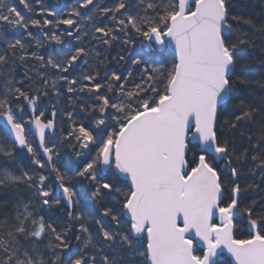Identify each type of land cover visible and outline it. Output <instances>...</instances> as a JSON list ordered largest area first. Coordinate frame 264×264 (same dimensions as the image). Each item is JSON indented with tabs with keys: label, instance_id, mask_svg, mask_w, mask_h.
<instances>
[{
	"label": "snow or ice",
	"instance_id": "obj_1",
	"mask_svg": "<svg viewBox=\"0 0 264 264\" xmlns=\"http://www.w3.org/2000/svg\"><path fill=\"white\" fill-rule=\"evenodd\" d=\"M0 264H264V0H0Z\"/></svg>",
	"mask_w": 264,
	"mask_h": 264
},
{
	"label": "trees",
	"instance_id": "obj_2",
	"mask_svg": "<svg viewBox=\"0 0 264 264\" xmlns=\"http://www.w3.org/2000/svg\"><path fill=\"white\" fill-rule=\"evenodd\" d=\"M50 2H51V0H50ZM22 14H24L23 12H22ZM35 35H37L38 36V38H40V39H42V37L41 36H39V34H37V33H34ZM139 45H137V49H139ZM125 183H127V181H125ZM79 194V193H78ZM86 194V193H85ZM93 201H88L87 203H88V205H89V207H91L94 211L95 210H98L97 209V206H96V204L93 202ZM62 203H63V201H62ZM105 205H104V203L102 204V203H99L98 204V207L101 209V207L103 208ZM96 219H99L100 217L98 216V214L96 215V217H95ZM103 221V220H102Z\"/></svg>",
	"mask_w": 264,
	"mask_h": 264
},
{
	"label": "rangeland",
	"instance_id": "obj_3",
	"mask_svg": "<svg viewBox=\"0 0 264 264\" xmlns=\"http://www.w3.org/2000/svg\"><path fill=\"white\" fill-rule=\"evenodd\" d=\"M62 151H63V149H62ZM90 191V189H86L85 190V193L87 194V192H89ZM90 202H91V200H89ZM95 204H96V206H97V209L99 210L100 208L98 207V204L99 203H102L103 204V202L102 201H93ZM92 202V203H93ZM101 209H102V207H101ZM101 222H103V221H101ZM218 222V221H217Z\"/></svg>",
	"mask_w": 264,
	"mask_h": 264
}]
</instances>
